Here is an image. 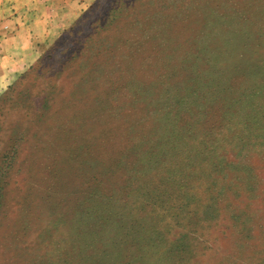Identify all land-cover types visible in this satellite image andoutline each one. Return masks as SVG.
<instances>
[{
	"label": "rangeland",
	"instance_id": "rangeland-1",
	"mask_svg": "<svg viewBox=\"0 0 264 264\" xmlns=\"http://www.w3.org/2000/svg\"><path fill=\"white\" fill-rule=\"evenodd\" d=\"M18 29L0 264H264V0H0Z\"/></svg>",
	"mask_w": 264,
	"mask_h": 264
},
{
	"label": "crops",
	"instance_id": "crops-1",
	"mask_svg": "<svg viewBox=\"0 0 264 264\" xmlns=\"http://www.w3.org/2000/svg\"><path fill=\"white\" fill-rule=\"evenodd\" d=\"M30 33V32H29ZM25 36L22 29H18L13 37L5 40L0 50V93L9 85V83L24 70L26 62L32 63L34 57L32 54H25L19 40ZM26 37V36H25ZM29 63V64H30Z\"/></svg>",
	"mask_w": 264,
	"mask_h": 264
},
{
	"label": "trees",
	"instance_id": "trees-1",
	"mask_svg": "<svg viewBox=\"0 0 264 264\" xmlns=\"http://www.w3.org/2000/svg\"><path fill=\"white\" fill-rule=\"evenodd\" d=\"M41 62H39L38 64H40ZM33 69V68H32ZM15 86L16 85H13V86H11L10 88H9V91H12V90H14L13 88H15ZM21 98H24V95L23 96H21ZM20 100V99H19Z\"/></svg>",
	"mask_w": 264,
	"mask_h": 264
}]
</instances>
